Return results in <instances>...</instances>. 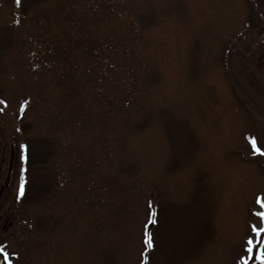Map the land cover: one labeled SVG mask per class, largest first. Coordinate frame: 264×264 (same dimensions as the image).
<instances>
[{
  "label": "rangeland",
  "instance_id": "obj_1",
  "mask_svg": "<svg viewBox=\"0 0 264 264\" xmlns=\"http://www.w3.org/2000/svg\"><path fill=\"white\" fill-rule=\"evenodd\" d=\"M261 153L264 0H0V264H264Z\"/></svg>",
  "mask_w": 264,
  "mask_h": 264
},
{
  "label": "flooded vegetation",
  "instance_id": "obj_2",
  "mask_svg": "<svg viewBox=\"0 0 264 264\" xmlns=\"http://www.w3.org/2000/svg\"><path fill=\"white\" fill-rule=\"evenodd\" d=\"M9 169L0 167V248L9 251L8 240L28 237L31 232V221L27 223L21 213L26 201L19 199L18 187L10 182ZM21 205H23L21 207ZM20 213V215L18 214ZM20 243V242H19Z\"/></svg>",
  "mask_w": 264,
  "mask_h": 264
},
{
  "label": "snow or ice",
  "instance_id": "obj_3",
  "mask_svg": "<svg viewBox=\"0 0 264 264\" xmlns=\"http://www.w3.org/2000/svg\"><path fill=\"white\" fill-rule=\"evenodd\" d=\"M253 145H255V142L254 141H253ZM254 150H256L255 147H254ZM261 154H264V153H261ZM249 243L251 244L252 242L249 241Z\"/></svg>",
  "mask_w": 264,
  "mask_h": 264
}]
</instances>
